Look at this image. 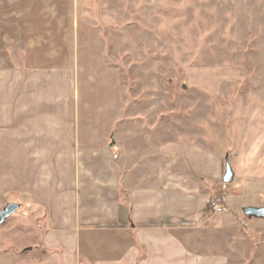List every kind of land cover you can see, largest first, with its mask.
Wrapping results in <instances>:
<instances>
[{"label":"crops","instance_id":"0c3cea01","mask_svg":"<svg viewBox=\"0 0 264 264\" xmlns=\"http://www.w3.org/2000/svg\"><path fill=\"white\" fill-rule=\"evenodd\" d=\"M72 2L0 0V143L12 153L13 194L47 222L28 255L0 245V264H230L213 247L227 226L208 207L223 182L226 135L213 143L212 129L200 144L180 129L123 125L108 148L79 146L66 78ZM231 112V141L264 146L258 113Z\"/></svg>","mask_w":264,"mask_h":264},{"label":"rangeland","instance_id":"374dc122","mask_svg":"<svg viewBox=\"0 0 264 264\" xmlns=\"http://www.w3.org/2000/svg\"><path fill=\"white\" fill-rule=\"evenodd\" d=\"M69 12L66 78L77 95L79 146L108 148L123 125L180 129L200 135V144L210 143L204 136L212 129L213 143L226 135L218 150L233 178L219 181L209 201L232 210L213 216L227 226L213 247L230 264H264V218L242 213L264 208V146L239 147L224 132L238 105L264 121V0H73ZM16 53L23 57L20 47ZM11 158L0 143V176L7 177L0 212L18 206L0 224V245L28 255L41 243L46 216L28 196L13 194Z\"/></svg>","mask_w":264,"mask_h":264},{"label":"water","instance_id":"95a60500","mask_svg":"<svg viewBox=\"0 0 264 264\" xmlns=\"http://www.w3.org/2000/svg\"><path fill=\"white\" fill-rule=\"evenodd\" d=\"M233 178V173L230 168L229 163L226 161L225 163V172L223 175V183L228 184L231 182ZM18 210V206L14 204L8 205L2 212H0V224L4 222L5 219L12 216ZM243 215L246 218H256L263 219L264 218V208H245L242 211Z\"/></svg>","mask_w":264,"mask_h":264},{"label":"built area","instance_id":"2783aa9c","mask_svg":"<svg viewBox=\"0 0 264 264\" xmlns=\"http://www.w3.org/2000/svg\"><path fill=\"white\" fill-rule=\"evenodd\" d=\"M209 212L212 216H219L224 212V203L221 199L209 201Z\"/></svg>","mask_w":264,"mask_h":264}]
</instances>
